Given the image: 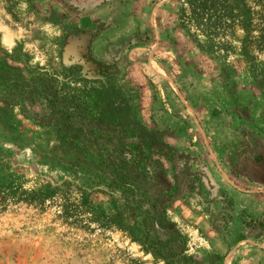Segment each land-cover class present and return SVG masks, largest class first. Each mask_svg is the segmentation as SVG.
Segmentation results:
<instances>
[{
  "label": "rangeland",
  "instance_id": "obj_1",
  "mask_svg": "<svg viewBox=\"0 0 264 264\" xmlns=\"http://www.w3.org/2000/svg\"><path fill=\"white\" fill-rule=\"evenodd\" d=\"M184 1L0 0V264H264V0H219L197 36ZM37 68L53 112L4 103Z\"/></svg>",
  "mask_w": 264,
  "mask_h": 264
},
{
  "label": "trees",
  "instance_id": "obj_2",
  "mask_svg": "<svg viewBox=\"0 0 264 264\" xmlns=\"http://www.w3.org/2000/svg\"><path fill=\"white\" fill-rule=\"evenodd\" d=\"M236 1L237 3H239V0H234V2ZM184 3L186 6H183V4L180 3L179 11L176 14V19L178 25L185 28L188 31L189 35L197 36L198 34L196 33V31H198L199 34L204 33L206 35H213L218 33L219 30H223L225 26H227L222 25V23H218L217 21H215V19H212V21H210V17L212 15L217 12L220 13L221 11H224V7H222L220 10L218 9V7L222 5L219 0H185ZM239 17L240 20H238V24L236 25L239 26L240 29L248 31V16L243 13L240 14ZM37 70L38 75L27 72L25 78H23L18 83L20 84L19 87H16V84H14V88H12L11 96L8 99V102L5 101L4 103H13L17 105L23 113H26L28 111L27 103H30L34 98L40 97L46 104L49 105L50 111L53 112L52 107L58 99L57 93L59 90L56 89V87L58 86L56 78L53 74L46 70H42L40 68H37ZM91 127L93 128V133H95L94 137L96 138V136L100 132L95 130L92 125ZM88 148L91 150V161L97 162L101 165H103L105 162H107L108 165H113L115 161L122 158L121 156L117 155V153H107L105 151V146L99 142L90 143L88 145ZM56 163L58 162L56 161ZM60 164L61 163H58L57 165ZM67 164V166H64L65 171L71 174L76 173L79 163L76 162ZM85 170L88 173L83 172L84 174L89 175L91 173V180L94 182V185H102L110 189L111 193H115L119 188L121 189L117 194L118 196L116 195L117 198L115 197V201L117 203L116 208L120 211V213H123V211L127 209L130 211L136 208V204L130 196L131 193H129L128 191L129 189L126 185L125 180L120 178L116 179L113 177L102 178L97 173L91 172L87 168H85Z\"/></svg>",
  "mask_w": 264,
  "mask_h": 264
},
{
  "label": "crops",
  "instance_id": "obj_3",
  "mask_svg": "<svg viewBox=\"0 0 264 264\" xmlns=\"http://www.w3.org/2000/svg\"><path fill=\"white\" fill-rule=\"evenodd\" d=\"M241 164V163H240ZM239 167H244L245 170H248L249 167V161H246V164L244 166H239ZM241 169V168H240Z\"/></svg>",
  "mask_w": 264,
  "mask_h": 264
}]
</instances>
